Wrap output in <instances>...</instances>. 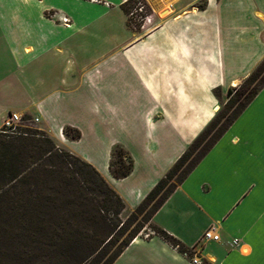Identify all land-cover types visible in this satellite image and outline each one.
<instances>
[{
  "label": "crops",
  "instance_id": "obj_1",
  "mask_svg": "<svg viewBox=\"0 0 264 264\" xmlns=\"http://www.w3.org/2000/svg\"><path fill=\"white\" fill-rule=\"evenodd\" d=\"M145 1L152 22L136 31L123 0H0V127L10 113L38 119L58 147L103 176L125 211L215 117L214 90L226 94L264 59V0ZM103 103H128L126 135L108 139L97 156L81 146L98 140ZM67 126L78 140L64 137ZM114 146L133 161L120 180L109 173ZM153 223L189 256L159 237H138L114 264H264V87ZM211 227L219 240L192 250Z\"/></svg>",
  "mask_w": 264,
  "mask_h": 264
},
{
  "label": "trees",
  "instance_id": "obj_2",
  "mask_svg": "<svg viewBox=\"0 0 264 264\" xmlns=\"http://www.w3.org/2000/svg\"><path fill=\"white\" fill-rule=\"evenodd\" d=\"M138 1L121 5L127 26L136 31L139 24L128 15ZM263 87L264 59L241 85L228 89L223 109L125 221V204L103 176L48 134L32 127L18 135L0 133V264H114L147 230L152 232L147 239L159 237L189 256L153 217ZM214 95L219 98V91ZM63 135L74 141L81 136L68 126ZM132 169L128 152L114 146L110 175L124 179Z\"/></svg>",
  "mask_w": 264,
  "mask_h": 264
},
{
  "label": "rangeland",
  "instance_id": "obj_3",
  "mask_svg": "<svg viewBox=\"0 0 264 264\" xmlns=\"http://www.w3.org/2000/svg\"><path fill=\"white\" fill-rule=\"evenodd\" d=\"M142 1L145 5H147L145 0H142ZM148 8H149V6H148ZM148 13L151 14V10H150V12L148 10ZM147 25H149V24H147ZM241 83L242 82L237 84L235 87L241 85ZM219 95H220V97L217 98L218 103H219L218 112L223 109V106L227 101L225 93H221L219 91ZM127 105H128V103H103L102 104L103 116L101 117L102 121H100L101 123H100V132H99L98 140L96 142H94V141H90V140L85 139L81 148L85 151L87 150L89 153L92 151L91 154H93V155L94 154L96 155V153H97V156H99L101 151H102L104 144L108 141V139L116 138V137L117 138L124 137V136H122V134L126 135L123 132L125 126H123V124L121 123V120H123V115L128 111ZM113 106L116 108L114 115L111 114L110 112H108L109 110H111V108H113ZM111 115L114 116V118L111 117ZM31 127L34 129H39V127L37 126V123L32 124ZM132 212H133V210L129 211L128 209L126 211H124V213L121 216L122 221H125ZM132 228L133 227H131L130 229H132ZM147 232H149V231L148 230L142 231L143 234L147 233ZM124 236H126V234Z\"/></svg>",
  "mask_w": 264,
  "mask_h": 264
},
{
  "label": "built area",
  "instance_id": "obj_4",
  "mask_svg": "<svg viewBox=\"0 0 264 264\" xmlns=\"http://www.w3.org/2000/svg\"><path fill=\"white\" fill-rule=\"evenodd\" d=\"M128 2V0H123V3ZM128 18H130L134 23L139 24L140 29L144 28L147 24H150L152 21V15L148 13L146 5L142 0L138 1L132 11L129 13ZM60 21L63 24H68V19L61 18ZM38 119H29L24 120V118L18 113H10L7 118L3 121L2 126L0 127V133L7 136L18 135L20 131L24 128H31V125L37 123ZM152 232L145 233L143 235L144 239H147ZM219 235L215 233L213 227L209 228L201 237L199 243L192 249L196 250L200 245L209 242V241H218ZM235 242V241H234ZM188 257L187 254H184ZM193 264H201L197 259H191Z\"/></svg>",
  "mask_w": 264,
  "mask_h": 264
}]
</instances>
